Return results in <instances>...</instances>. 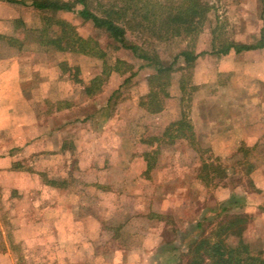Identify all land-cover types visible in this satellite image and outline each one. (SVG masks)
<instances>
[{"label":"rangeland","instance_id":"rangeland-1","mask_svg":"<svg viewBox=\"0 0 264 264\" xmlns=\"http://www.w3.org/2000/svg\"><path fill=\"white\" fill-rule=\"evenodd\" d=\"M18 1L24 5L0 0V54H27L33 63L46 66L47 77L62 81L69 96V121H111L103 122L101 128L106 129L105 135L109 131L113 136L95 143L96 158L64 159V173L70 169L64 180L70 192L67 212L96 214L101 221L99 227L87 219L86 236L99 229L111 231L118 220H107L116 211L123 218L142 212L149 203L156 202L160 209L163 201L157 197L164 196L167 213L148 216L159 222L164 235L165 243L155 254L159 264H174L179 252L167 250L177 248L184 253L193 234L197 238L207 236L217 225L236 217L242 219L235 229H241L243 243L264 254V49L216 53L230 44L258 43L264 28V0H200L207 7L205 19L201 29L187 37L162 35L165 28L162 36L127 33V39L152 57V62L119 48L103 30L77 14L80 6L74 12L40 11L31 6L32 0ZM159 1L168 5L176 0ZM96 2L90 0L92 10L99 14L94 8ZM72 33L86 41L97 56L62 51ZM183 50L200 56L191 67L179 59L171 72L157 75L155 60L167 67ZM54 86L50 93L41 92L38 97L52 99L56 106L60 104L59 86ZM178 122L182 124L180 129L175 125ZM98 125L96 122L95 127ZM137 157L141 160L135 161L132 176L138 193L134 208L131 204L116 205L112 200L116 198L112 186L125 181L124 172L102 174L99 180L107 186L95 187L89 182L93 175L80 170L94 163L103 170L121 165L129 168ZM49 161L23 158L9 173L0 174V216L4 215L6 232L11 234L14 229L8 219L12 212H4L2 204L13 197L9 187L25 184L22 192L27 202L30 196L38 199L37 206L21 207L23 222L19 226L23 236L7 238L17 264H67L69 250L76 246L75 236L58 234L62 228L75 231L71 221L57 223L54 235L52 223H45L47 215L66 213L57 207L61 201L57 191L43 187L49 186ZM60 162H52L55 177L62 173ZM37 181L43 190L32 189ZM106 195L111 197H103ZM47 199L54 204L47 207ZM29 209L36 212L42 233L47 230L50 234L47 239L43 234L34 242L24 237L29 235V220L24 217ZM199 222L202 229L195 230ZM148 225L151 223L147 219L137 220L133 229L146 232ZM237 242L236 235L229 238L232 246Z\"/></svg>","mask_w":264,"mask_h":264},{"label":"crops","instance_id":"crops-1","mask_svg":"<svg viewBox=\"0 0 264 264\" xmlns=\"http://www.w3.org/2000/svg\"><path fill=\"white\" fill-rule=\"evenodd\" d=\"M2 8L0 6V19L3 18L1 17ZM37 66V63H33L27 54L13 53L12 51L0 54V174L9 173L12 166L19 163L20 159L23 158L32 156L39 159L44 158L46 161L50 160V163L47 164L49 170L46 171L48 173L47 178H49L46 184L50 187H43L46 191H57L56 194L61 196V201L56 203L57 207L64 209L66 213L58 217L47 215L45 223H52L50 230H52L53 235L57 223L61 225V222L71 221L76 227V230L72 232H68L67 229L63 230V228L58 232L61 237L74 238L75 236V239H77L76 246L69 250V260L65 261L67 264H159L155 254L157 248L165 243L163 240L164 235L162 230H159V222L148 219V216L152 215L156 218L167 213L168 209L165 207L167 201H165L164 196L157 197L159 201H163L160 209L156 207V202L152 205L149 203L142 212L125 215L123 218H120L122 214L116 211L117 214L110 215L107 221L114 222V220H118V225H111V231L99 229L94 231L93 235L88 234L89 240L86 236L85 224L88 219L89 221L93 220L100 227L99 222L101 221H99L96 214L77 213L76 215H69L67 212L69 206L67 196L70 192L64 180L67 178L70 169L67 168L64 173V164L67 163V160L64 159L73 156L96 158L98 152H94L95 143L102 142L108 136H113L109 131L107 132L108 135H105L106 129L103 131L101 128L103 122L111 121H69L71 108L68 104L69 96L67 92H64V83L58 79L47 77L45 65L38 66V68ZM54 84L59 86L57 89H59L60 104L56 106L53 105L54 100L44 101L38 97L41 92L50 93V90L55 87ZM64 100L66 103H64ZM96 122L99 123L97 128L95 127ZM132 156L133 154L130 153V157ZM138 160H141V157L135 158L129 168L126 165H121L118 168H105L103 170V167L100 168L94 163L91 168L81 166L80 170L81 173L86 171L87 174L93 175V181L89 182L95 187L96 184H105L99 180L102 174L124 172L126 174L125 181H120L117 185L112 186V191L116 195V198L112 200L116 205L131 204L130 206L134 208L138 193L134 191L136 184L133 182L134 177L132 176L135 161ZM53 161H55V164L60 161L63 164L62 173L58 177H55L53 169L55 164L52 163ZM116 169L117 171H115ZM145 171L144 168L143 172ZM59 181L61 184L57 185ZM24 185L9 187L13 190V197L2 201L3 206L6 207L4 212H12V216L8 219H10L9 222L14 223V229L11 234L6 232L4 215L3 218L0 216V264H17L18 259L13 256L7 238L17 239L23 236L22 227L19 226V222H23L20 221L23 217L21 207L23 205L37 206L38 204L37 197L33 198L32 196L29 197V203L27 202V198L23 196L22 192L23 188H26ZM41 187V184L38 185L37 181L32 189L43 190V187ZM103 197L108 199L111 196L106 195ZM53 204V201L47 199V207ZM11 207L12 210H10ZM29 210V212H25L27 216L24 215L29 220L27 225L29 235L26 234L24 237L31 239V242L32 239L34 242L35 238L43 236L47 239L50 234L47 230L42 233L41 224L37 223L36 212ZM33 212H35V215ZM141 219H147L151 223V225H148L146 232L133 229L134 223ZM101 238L106 240L103 242ZM15 242L18 243L19 240Z\"/></svg>","mask_w":264,"mask_h":264},{"label":"trees","instance_id":"trees-1","mask_svg":"<svg viewBox=\"0 0 264 264\" xmlns=\"http://www.w3.org/2000/svg\"><path fill=\"white\" fill-rule=\"evenodd\" d=\"M3 1L24 5L23 2L18 0ZM91 1L96 2V0ZM109 1L106 3L103 0H97L94 8L97 9L99 14L92 10L90 0H73L72 2L32 0L30 4L37 10H51L54 12H74L75 7L80 6L81 9L77 14L81 18L91 21L97 29L103 30L119 48L132 52L139 59L151 62L154 59L149 57L140 46L129 41L126 37L127 33L149 32L151 36L170 34L171 37H187L201 29L207 13V7L200 0H176L169 3L170 5H164L159 0ZM60 24L66 26L63 22ZM163 28H165V31L161 35ZM260 33V39L255 45L237 46L230 44L224 46L220 51H216V53L227 55L231 49L236 53L264 49V28L261 29ZM68 40L66 48H61L62 51L97 56L94 49L90 48L88 43L75 33H72ZM199 56L200 54L183 50L173 57L167 67H162L155 60V71L157 75L167 74L172 71L173 66L179 59H182L187 67H191ZM175 125H178L180 129L182 124L178 122ZM149 168L148 166L147 169ZM241 220V218L236 217L234 220L227 221V223H221L207 236L197 238L193 234L185 245L186 251L184 253L177 248L167 250V252H179L176 257L177 261H173L174 264H264V254L260 251L250 250L241 239V229H235ZM194 229H202L201 222L197 223ZM234 235L238 237V242L232 246L229 243V238Z\"/></svg>","mask_w":264,"mask_h":264}]
</instances>
